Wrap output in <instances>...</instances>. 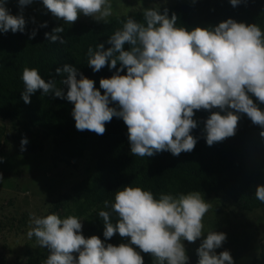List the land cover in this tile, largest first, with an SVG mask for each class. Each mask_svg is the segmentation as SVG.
<instances>
[{
	"label": "clouds",
	"instance_id": "obj_1",
	"mask_svg": "<svg viewBox=\"0 0 264 264\" xmlns=\"http://www.w3.org/2000/svg\"><path fill=\"white\" fill-rule=\"evenodd\" d=\"M8 2L0 0V34L24 33L23 12L34 0H16L15 15ZM241 2L229 0L233 7ZM42 4L63 22L44 33L49 43H65L60 35L65 31L63 24H74L81 14L97 23H107L112 15L111 0H42ZM142 15L143 22L133 17L121 21L122 27L105 41L110 47L105 48V43L89 46L87 65L94 73L105 66L115 69L110 77L99 80V89L69 64L55 69L59 76L66 74L60 81L66 92L54 79L45 80L37 69L25 67L23 102L30 104L38 90L67 100L73 105L75 128L97 135L106 132L105 124L113 117L122 119L130 153L142 158L192 152L197 138L191 132L198 127L193 117L200 110L209 112L202 130L209 147L236 134L240 114L258 126L264 138V109L259 107L264 104V31L260 26L228 18L215 26L188 30L177 27V15H169L166 7L162 11L144 8ZM30 19L36 22L35 17ZM47 26V21L39 25ZM36 35L34 28L29 39ZM27 143L26 137L21 139V152ZM254 194L264 203V185H256ZM104 207L110 210L98 212L103 237L109 240L118 233L126 243L106 244L96 235L86 238L82 220L74 215L32 214L27 237H35L38 246L47 250L44 264H144L141 253L150 255L153 264H188L184 241L198 239L197 264H234L228 250L216 252L226 233L204 232L203 218L211 204L199 191L162 193L156 198L151 191L125 185L114 191L113 200L104 201Z\"/></svg>",
	"mask_w": 264,
	"mask_h": 264
},
{
	"label": "trees",
	"instance_id": "obj_2",
	"mask_svg": "<svg viewBox=\"0 0 264 264\" xmlns=\"http://www.w3.org/2000/svg\"><path fill=\"white\" fill-rule=\"evenodd\" d=\"M163 8H160L161 11ZM166 8L169 15H177V27L183 26L188 30L197 26H215L232 18L246 24L256 23L264 31V0H242L236 7L231 6L229 0H194ZM142 13L137 11L111 16L107 23L77 20L72 25L63 24L65 31L60 34L65 40L63 44L49 43L44 37L45 32L50 33L62 23L44 28L26 26L24 33L9 31L0 34V119L25 120L36 128L37 133L25 134L20 138V141L25 137L28 140L25 152L41 151L42 136H52L54 160L68 163L82 158L87 152L95 159V175L75 185L70 194L58 200L56 206L64 209V217L74 215L84 219L86 227L82 234L86 238L96 235L106 244L113 245L126 243L127 240L122 239L118 233L105 240L103 221L98 212L109 211L105 209L104 201L113 200L114 191L125 185L151 191L156 198L162 193L175 196L199 191L208 196L224 194L247 212L264 207V203L257 200L254 194L256 185H264V138L259 134L261 129L244 114H240L233 137L209 147L202 132L203 121L209 112L196 111L193 118L198 121V127L192 130L191 135L197 138V143L192 152L181 153L179 156L161 152L142 158L127 154V127L122 119L113 117L111 122L105 124L106 132L97 135L75 128L71 115L73 105L67 100L53 99L41 94L39 90L30 97V104H25L21 99L20 92L24 88L21 75L25 67L37 69L45 80L54 79L57 87L64 88L66 92V86L60 84L66 74L59 76L55 69L69 64L94 80L99 89V80L110 77L115 69L110 71L105 66L94 73L87 65L89 46L95 48L97 43H105L116 29L122 27L121 21L128 17L143 22ZM34 28L37 35L29 39ZM107 47L110 45L105 43ZM127 47L125 45L126 50ZM100 91L103 94V90ZM259 107L264 109V104ZM8 145L9 139L1 127L0 147ZM19 147L21 149L20 142ZM112 218L114 222L115 213ZM141 254L144 264H153L150 255ZM47 256V250L36 251L26 264H44Z\"/></svg>",
	"mask_w": 264,
	"mask_h": 264
},
{
	"label": "rangeland",
	"instance_id": "obj_3",
	"mask_svg": "<svg viewBox=\"0 0 264 264\" xmlns=\"http://www.w3.org/2000/svg\"><path fill=\"white\" fill-rule=\"evenodd\" d=\"M188 1L194 0H111V16ZM7 8L13 15L19 11L16 0H9ZM23 15L25 27L39 26L45 21L48 26L63 23L47 11L42 0H34L24 9ZM31 17H35V23L31 22ZM78 20L92 19L81 14ZM1 127L5 130L9 145L0 147V156L4 157V162L0 163L3 178L0 179V263L26 264L34 252L46 250L38 246L35 237H27L31 215L55 213L64 218V209L56 206V203L62 196L70 194L75 185L95 175L96 161L88 152L74 162L54 160L52 136H42L41 151L21 152L20 138L25 134L37 133L36 128L25 120L0 119ZM126 150L128 155L131 154L128 141ZM201 194L211 204L203 218L204 232L215 230L227 235L222 247L216 249L217 254L228 250L234 264H264V207L247 212L224 194ZM80 220L83 230L86 224L83 218ZM200 242V239L194 243L184 241L188 264H197L196 249Z\"/></svg>",
	"mask_w": 264,
	"mask_h": 264
},
{
	"label": "water",
	"instance_id": "obj_4",
	"mask_svg": "<svg viewBox=\"0 0 264 264\" xmlns=\"http://www.w3.org/2000/svg\"><path fill=\"white\" fill-rule=\"evenodd\" d=\"M73 162L75 161V160H72Z\"/></svg>",
	"mask_w": 264,
	"mask_h": 264
}]
</instances>
